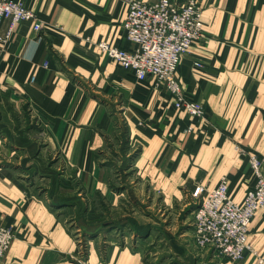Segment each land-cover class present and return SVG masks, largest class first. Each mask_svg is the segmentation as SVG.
Masks as SVG:
<instances>
[{
  "label": "crops",
  "instance_id": "1",
  "mask_svg": "<svg viewBox=\"0 0 264 264\" xmlns=\"http://www.w3.org/2000/svg\"><path fill=\"white\" fill-rule=\"evenodd\" d=\"M16 1L42 29L0 25V224L17 235L5 263L264 264V209L251 223L253 252L234 261L196 245L192 196L226 177L243 203L254 186L264 0H198L203 33L177 76L202 119L102 51V41L130 48L128 0Z\"/></svg>",
  "mask_w": 264,
  "mask_h": 264
},
{
  "label": "built area",
  "instance_id": "2",
  "mask_svg": "<svg viewBox=\"0 0 264 264\" xmlns=\"http://www.w3.org/2000/svg\"><path fill=\"white\" fill-rule=\"evenodd\" d=\"M128 5L123 29L130 48L102 41L99 43L102 51L134 71L138 79L154 77L156 84L165 87L174 97L176 108L205 118L204 106L185 93L177 76L182 58L203 33L202 8L198 0H128ZM5 19L11 20L12 29L23 20L35 21L34 29H42L36 11L21 1L0 0V25ZM7 40L8 35H0V51ZM195 64L201 66L199 62ZM248 160L255 182L246 192L243 203L231 198L226 177L212 189L198 185L192 192L197 203L200 202L193 211L196 245L200 249H213L218 256L234 261L253 252L249 242L251 223L264 209V158L250 153ZM16 236L12 226L0 224V264H6L5 256ZM79 243L83 251L80 239ZM258 262L262 263L263 259L259 258Z\"/></svg>",
  "mask_w": 264,
  "mask_h": 264
},
{
  "label": "rangeland",
  "instance_id": "3",
  "mask_svg": "<svg viewBox=\"0 0 264 264\" xmlns=\"http://www.w3.org/2000/svg\"><path fill=\"white\" fill-rule=\"evenodd\" d=\"M200 204V202L198 203V205ZM197 207V206H196ZM81 236V237H80ZM79 237H78V240L80 239L81 240V243H82V245H84V237H83V235L81 234ZM83 250H84V246H83ZM85 255L83 254V252H82V249L80 248V260L81 261H83V260H85V257H84Z\"/></svg>",
  "mask_w": 264,
  "mask_h": 264
}]
</instances>
